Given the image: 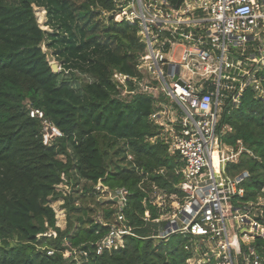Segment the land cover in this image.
Instances as JSON below:
<instances>
[{"label": "trees", "instance_id": "trees-1", "mask_svg": "<svg viewBox=\"0 0 264 264\" xmlns=\"http://www.w3.org/2000/svg\"><path fill=\"white\" fill-rule=\"evenodd\" d=\"M114 8V0H0V264H188L184 237H155L164 222L154 221L160 209L150 202L153 185L178 192L180 162L162 140H149L159 128L151 118L154 97L136 92L125 99L113 79L115 72L138 77L145 49L136 25L102 21ZM87 39L105 49L90 68L53 70L43 45L60 55L81 52ZM127 85L136 88L132 80ZM31 109L43 117L31 116ZM47 124L62 135L45 142ZM217 130L226 144L223 157L239 158L228 163V173H248L242 200H255L264 187L263 100L251 88L238 107L225 99ZM101 134L119 139L122 148L107 149ZM100 182L129 189L124 212L135 234L102 254L96 243L117 223V203L101 200L108 192ZM59 198L65 229L56 225L50 204ZM49 229L57 236L45 235ZM256 245L264 256V238Z\"/></svg>", "mask_w": 264, "mask_h": 264}, {"label": "built area", "instance_id": "built-area-1", "mask_svg": "<svg viewBox=\"0 0 264 264\" xmlns=\"http://www.w3.org/2000/svg\"><path fill=\"white\" fill-rule=\"evenodd\" d=\"M114 1L105 17L136 25L145 50L137 65L143 81L119 72L113 79L124 88L132 80L136 88L129 92L154 97L151 118L159 128L149 140H162L180 162L178 192L153 185L150 202L160 209L154 221L164 222L155 237H184L188 264H264L256 245L264 238V187L255 200H242L248 173H228V163L239 159L223 157L217 130L225 99L238 107L251 88L264 102V0ZM30 114L43 117L39 109ZM52 133L62 135L55 126ZM104 188L117 203V223L96 243L98 254L123 247L126 236L135 235L124 212L129 189Z\"/></svg>", "mask_w": 264, "mask_h": 264}, {"label": "rangeland", "instance_id": "rangeland-1", "mask_svg": "<svg viewBox=\"0 0 264 264\" xmlns=\"http://www.w3.org/2000/svg\"><path fill=\"white\" fill-rule=\"evenodd\" d=\"M6 3H15L16 0H4ZM62 1V0H60ZM81 1V0H80ZM37 16H38V20L40 22V24L42 25L43 28H47L48 29V25H46V21H47V17H46V12L44 9H37L36 12ZM102 21L105 20L106 23H108V17H101ZM116 21V20H114ZM50 32L53 31V28H49ZM138 36L140 37V34H138ZM44 50L47 53V59L49 60L50 64H57V67L62 70V69H74V68H90L93 64L94 59L99 56L101 53H103L105 51V49L102 46H99L97 44L94 43V41L92 39H87V45L85 47L84 50H82L81 52H71V51H65L63 54L60 55H56L52 53V49H48L46 48L45 45H43ZM145 50V49H144ZM144 52V51H143ZM142 73L139 72V76L141 81H143L142 79L144 78V75H141ZM145 77H149V76H145ZM151 78V77H150ZM120 80H124L123 78H120ZM138 80V81H139ZM153 81V80H152ZM124 84L123 82H120ZM158 83V81L156 80V84ZM125 87V86H124ZM129 85H127V88H122V95L125 99H131L132 95L136 92H139V90H135L136 92H129ZM127 89V90H126ZM52 127H54V125L52 124H47L46 125V131H47V136L49 137V139L53 138V135L55 133H52ZM49 129H51V131H49ZM101 141L104 142V145H107V149H110L112 151L116 150V149H121V143L120 140L116 138L110 136V135H106V134H101L100 135ZM243 146L242 144H240V147ZM118 157H122V154H118ZM128 158L130 159V155H128ZM239 159V158H238ZM122 163V162H121ZM123 163H125L123 161ZM68 187L67 186H61V189L66 190ZM68 191V189H67ZM63 194H67L66 191L63 192ZM108 199L107 197L102 198L101 200H105ZM64 203L65 200L63 198H59L57 200H51L50 204L53 207L55 214H56V225L59 226L61 229H65L67 226V210L64 207ZM168 214L163 216V220H167L168 218ZM45 235H53V236H57V231L53 230V229H49L48 232L45 233ZM67 255H70V252H68ZM77 264H82L80 261Z\"/></svg>", "mask_w": 264, "mask_h": 264}, {"label": "water", "instance_id": "water-1", "mask_svg": "<svg viewBox=\"0 0 264 264\" xmlns=\"http://www.w3.org/2000/svg\"><path fill=\"white\" fill-rule=\"evenodd\" d=\"M51 66H52V68H53V70L55 71V72H58L60 69L57 67V64H51ZM176 69H177V71L179 70V66L177 65L176 66ZM49 131H51V129H49Z\"/></svg>", "mask_w": 264, "mask_h": 264}, {"label": "crops", "instance_id": "crops-1", "mask_svg": "<svg viewBox=\"0 0 264 264\" xmlns=\"http://www.w3.org/2000/svg\"><path fill=\"white\" fill-rule=\"evenodd\" d=\"M225 145H226V144H225ZM228 147H231V146L228 145ZM231 148H232V147H231Z\"/></svg>", "mask_w": 264, "mask_h": 264}]
</instances>
